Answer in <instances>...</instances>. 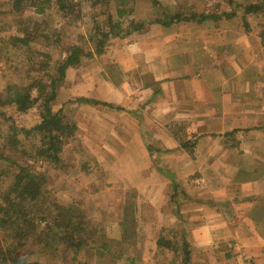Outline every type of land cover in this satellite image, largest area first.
<instances>
[{
    "label": "crops",
    "instance_id": "crops-1",
    "mask_svg": "<svg viewBox=\"0 0 264 264\" xmlns=\"http://www.w3.org/2000/svg\"><path fill=\"white\" fill-rule=\"evenodd\" d=\"M135 8L144 28L112 38L81 79L85 96L123 109L77 102V126L108 166L129 167L139 194L153 184L154 204L164 188L175 205L183 195L181 211L159 207L167 221L146 228L155 252L174 253L157 240L183 212L189 264H264V36L243 27L257 10L164 25L151 2ZM164 11L204 16L176 2Z\"/></svg>",
    "mask_w": 264,
    "mask_h": 264
},
{
    "label": "rangeland",
    "instance_id": "rangeland-1",
    "mask_svg": "<svg viewBox=\"0 0 264 264\" xmlns=\"http://www.w3.org/2000/svg\"><path fill=\"white\" fill-rule=\"evenodd\" d=\"M138 1L128 0L126 7L130 13L123 18L124 24L129 19L135 20L134 15L138 14L135 4ZM147 1L154 5L160 16L165 15L167 18L175 15L164 11L166 4L171 5L172 2H176L200 10L205 17L217 16L227 20L230 16L244 11L247 5L254 3L260 8L255 11L256 13L249 15V21L244 20V24L243 20L241 21L244 28H248L252 23L264 36V0ZM115 10V2L90 6L89 1H83L78 17L76 10L72 16H65L62 12H58L54 5L46 8L44 13L37 14L34 7L29 4L24 5L19 12H14L11 10L9 0H0V11H2L0 40L7 41L12 35L35 34L34 39L38 40L39 46L41 43L44 44L42 33L57 34L55 37L59 39V46L51 40L48 46L43 47L49 48L53 57L48 75L52 78L57 74L59 62L67 56L66 50H70L72 46L81 47L84 51L94 49L95 38L92 37L91 29L96 24L105 27L107 14L115 15ZM190 15L192 14L185 16ZM108 48L105 55L108 53ZM103 57L104 54L91 58L79 56L77 61L68 66L63 80L57 83L58 94L52 107L54 110L62 108L66 116L76 125L77 121L74 117L78 113L76 110L79 103L74 99L88 94L81 79L84 75L95 73L96 67L103 64ZM13 59L15 58L0 57V95L2 96H5L7 85L12 83L11 80L15 77L13 69L9 66ZM33 94H36L35 90ZM67 94L72 96L67 99ZM0 112V121L3 119L2 113L10 118L6 124L0 122V152L11 160L22 162L21 158H24L27 163L45 172L48 177L46 191L49 194L48 199H51L50 201L47 199L48 202L45 204H50L51 201L57 204L51 206L53 215L58 214L62 209L58 225L53 223L54 218L51 217L48 219L50 226L39 233L41 243H37V238L28 237L23 240L29 261L59 264H129L132 259L133 264H181L180 256L176 253L165 249L155 252L156 247L149 244L155 239L153 230L146 228H150L153 223L161 224L167 221L166 216H160V222H157L159 207L163 210L177 208L181 211L185 204L183 195L177 196L178 204L175 205L174 199L169 197L170 192L164 188L161 192L163 196L154 204L150 200L153 184L145 186L143 193L139 194L132 183L125 181L129 167L108 166L102 156L104 151L90 147L91 136L88 128L79 120L83 128L77 126L74 135L63 141L60 162L57 166H52L46 161L37 159L35 155L36 148L44 142L42 133L23 134V130L12 131L13 127L29 129L37 124L40 118L35 108L19 112L15 106L5 105L0 107ZM14 136L16 140H20V143L11 142ZM96 155L99 160L96 159ZM5 164H8L6 160L0 162V166ZM194 178L196 177L192 176V179ZM187 182L189 183L190 180L188 179ZM184 216L183 212L174 213L175 220L161 228L172 226L173 231L181 230L184 227ZM7 233L9 234L0 230L3 243L6 242L3 239L4 235H8L6 238L12 235L10 231ZM160 233L166 237L170 236L166 229L161 230ZM79 239H83L85 245L74 254L72 248H69L68 241L78 242Z\"/></svg>",
    "mask_w": 264,
    "mask_h": 264
},
{
    "label": "trees",
    "instance_id": "trees-1",
    "mask_svg": "<svg viewBox=\"0 0 264 264\" xmlns=\"http://www.w3.org/2000/svg\"><path fill=\"white\" fill-rule=\"evenodd\" d=\"M11 2V10L19 12L24 5H31L37 14L44 13L46 8L52 5L56 6L58 12H62L65 16H72L77 11L78 17L81 11L83 1H89L90 6L97 4L116 3L115 15L107 14V25L99 27L97 24L91 29L92 37L95 38L94 49L84 51L81 47L72 46L67 56L59 62L57 74L49 78L51 70L52 54L46 47L54 42L59 46V39L55 37L57 34L44 36V44L37 45L34 35L18 34L9 37V40H0V57L15 58L9 66L13 69L15 77L11 80L6 88L5 96L0 95V107L5 105H13L19 112H25L31 108H35L39 115V122L29 129H17L13 127L12 131L23 130V134L40 132L44 135V142L36 148L35 155L39 160H43L57 166L60 162V153L63 147V141L74 135L77 130L75 122L70 120L62 108L54 110L53 101L57 97V83L63 80L68 66L79 58L85 56L91 58L101 56L107 51L109 41L114 37H123L134 31L144 28L146 22H136L129 19L126 24L123 18L130 13L126 4L128 0H9ZM260 7L257 4L248 5L245 10L252 12ZM2 11H0V14ZM64 16V17H65ZM205 16L196 17L195 15H175L173 17L159 20L166 25L170 22L178 20H204ZM0 31L2 29L0 28ZM51 43V44H52ZM8 60V59H7ZM33 90L36 94H33ZM79 103L99 104L108 108L123 109V107L107 101L82 95L74 99ZM1 114V112H0ZM2 124L8 123L10 119L6 114L2 113ZM1 126V124H0ZM11 138V142L20 143L19 139ZM150 151V150H149ZM6 160L8 164L0 166V230L5 234L10 231L11 237L3 239L0 237V264H59V263H41L38 261H29L26 256L24 239L31 237L37 238V243H41L39 233L42 229L49 227L48 219L51 217L53 223L58 225V219L62 214V209L58 214L53 215L51 206L57 205L52 201L45 204L48 199L46 191L47 174L32 164L27 163L26 159L11 160L0 152V162ZM51 200L50 198L48 199ZM38 217V218H37ZM44 223V225H43ZM168 230L170 236L166 237L161 234L157 240V244L172 250L181 256V264H189V244L185 239L184 230ZM13 238V240L11 239ZM62 238V237H61ZM65 237H63L64 239ZM11 239V240H10ZM10 240V241H8ZM15 240V242H14ZM49 242V241H48ZM69 242V248H72L74 254L77 253L85 244L83 239L78 242ZM133 264V260L129 261Z\"/></svg>",
    "mask_w": 264,
    "mask_h": 264
},
{
    "label": "built area",
    "instance_id": "built-area-1",
    "mask_svg": "<svg viewBox=\"0 0 264 264\" xmlns=\"http://www.w3.org/2000/svg\"><path fill=\"white\" fill-rule=\"evenodd\" d=\"M190 182H191V183H195V184H197V183H199L200 181H199V179H195V180L192 179V180H190Z\"/></svg>",
    "mask_w": 264,
    "mask_h": 264
}]
</instances>
